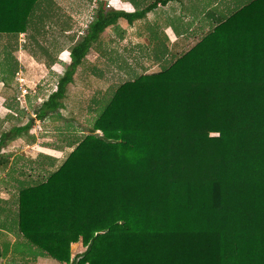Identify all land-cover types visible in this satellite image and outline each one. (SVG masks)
Listing matches in <instances>:
<instances>
[{
    "label": "trees",
    "instance_id": "trees-1",
    "mask_svg": "<svg viewBox=\"0 0 264 264\" xmlns=\"http://www.w3.org/2000/svg\"><path fill=\"white\" fill-rule=\"evenodd\" d=\"M149 1L132 12L97 9L37 119L64 107L77 68L108 27L120 18L131 25L171 0ZM38 3L0 0V35L26 32ZM213 22L168 63L161 56L168 47L157 48L159 71L118 84L65 159L44 180L22 182L12 221L33 257L264 264V0ZM32 123L0 134V167L8 164L3 145ZM78 241L85 249L71 257Z\"/></svg>",
    "mask_w": 264,
    "mask_h": 264
},
{
    "label": "rangeland",
    "instance_id": "rangeland-1",
    "mask_svg": "<svg viewBox=\"0 0 264 264\" xmlns=\"http://www.w3.org/2000/svg\"><path fill=\"white\" fill-rule=\"evenodd\" d=\"M147 1L149 0H145V3ZM248 1L250 0L171 1L169 8L158 7L147 13L146 18L131 25L126 20H121L118 24L123 32L108 27V32L103 37L100 36L101 42L92 47L93 55L88 52L90 55L87 54L77 68L74 82L67 87L63 100L65 106L58 114L49 115L45 117L46 119H37L35 110L38 102L43 99L38 98L37 102L30 104L28 98H34L36 91L47 93L51 88L55 90L57 83L50 77L49 80L45 78L42 71L48 57L55 55L57 58L56 56L60 55L65 62H69L71 45L84 34L97 9L102 5L105 10L115 8L112 7V0H39L26 32L17 36L0 35V69L3 65L4 70L0 73L8 78L7 82H3L0 74V82L4 83L3 88L16 92L13 70L17 65V69L22 67L25 84L28 87L26 101L18 102L16 98L12 101L16 109L22 111L17 115L21 123L33 118L31 129L25 136L20 137L34 136L38 144L46 143L61 149V153H55L57 154L55 158L61 163L76 143L89 132L95 116L118 84L131 80L143 72L159 71L166 59V63L170 61V54L180 55L209 31L214 25L215 16L224 17ZM129 8L128 10H131V7ZM102 40L110 43V49L106 50L107 59L101 54L104 52ZM163 45L168 49L165 50ZM6 47L9 52L8 56L4 57ZM157 48L165 50L161 54L165 60L154 62L153 55L159 54ZM65 67L64 65L61 70L64 71ZM0 123V133L8 131L12 125L6 121ZM14 147L18 149L20 145ZM49 171L45 169L44 174L38 176L34 174L28 178L38 182L44 180ZM70 247L73 254L81 253L85 249L81 243H74ZM11 254L18 260L17 264H25V259L34 258L35 262H39L37 264H45L46 260L33 257V246L19 235L17 241L12 244Z\"/></svg>",
    "mask_w": 264,
    "mask_h": 264
},
{
    "label": "crops",
    "instance_id": "crops-1",
    "mask_svg": "<svg viewBox=\"0 0 264 264\" xmlns=\"http://www.w3.org/2000/svg\"><path fill=\"white\" fill-rule=\"evenodd\" d=\"M134 1L137 3V6L133 3L132 0H112V5H113L112 7L115 8L110 10H123L126 12H132L134 11L135 7L140 8L141 6H143V4H146L145 0H142L141 3L140 0H134ZM171 1H180V0H171ZM171 1H169L166 5L163 6L159 5L158 6L160 7L159 9L169 8L170 6L169 3ZM129 7H131V10H128L130 9ZM121 20L124 19L120 18L117 21L115 27L113 26L111 27L115 30L117 29L120 32H123L122 30L119 29V24H118L120 23ZM107 32H108V28L101 34L102 35L101 37H103V35L106 34ZM100 42H101V38L100 40L97 41L96 44H93L92 47H94V45L95 46L98 45ZM102 43H104L103 44L104 52L101 54H103L107 59L108 53L106 50L110 49L109 47L110 43L107 40L106 41L102 40ZM92 47L89 50L90 54H92ZM56 57L57 58H55V55L53 56L50 55L47 59V63L43 65L44 69H42L45 78L49 80L50 77L52 78V80H54V82H57L56 79H58L59 76L64 72L61 70L63 69V66L64 65L66 66L69 63V62H65L62 56L60 55H57ZM52 67H54L53 70ZM21 68L22 67L20 66L18 69ZM3 86L4 83L0 82V122L6 121L12 124L8 128L9 130L17 126L24 125L25 123H21L20 118H17V115L21 114L22 111H19L18 108L16 109L15 103L12 102L14 101L15 98L14 96L17 95V90L15 89L16 92H13L11 91L12 89L6 87L3 88ZM7 90L10 91L7 92ZM38 91H40V89H38ZM53 91H54L53 88H51L50 91H48L47 93H45L44 91H43L44 93L43 92L39 93L36 91L34 98H30V99L28 98V103L31 104L32 102H37L36 99L38 98L45 100ZM42 102L43 101L38 102L37 108L42 104ZM23 135L25 136V133H23ZM17 144L20 145V148L18 149L14 147ZM33 146L34 149H32ZM1 152L8 158V164L5 167H0V250L1 252H5V255L0 258V264H17L18 260H16V258L11 254L12 244H14L17 241V237H18V234L15 233V227L12 221L13 219L12 216L13 214H15V210H16V204H15L16 197L14 195H17V192L22 187V182H24L26 178L28 177L30 178L34 174H36L37 176L44 174L45 169L46 170L49 169L50 171L54 170L57 167V165L60 164V161L55 158L57 155L55 153L56 152L61 153V149L50 146L49 144L46 143L44 145L38 144L34 136L31 137L19 136L15 139H10L6 141V144L3 145ZM32 172L33 174L31 175ZM75 243L82 244L81 241ZM6 244H8L7 245L8 248L5 251L3 248H5ZM73 253L71 252V257H74L76 255ZM79 253L80 252H78L77 254ZM3 257L9 258L11 260L9 261ZM37 257L46 259L47 261L45 260L44 262L45 264H68V263H60L48 257H43V256H37ZM29 260L31 264L39 263V262H35L32 259Z\"/></svg>",
    "mask_w": 264,
    "mask_h": 264
},
{
    "label": "built area",
    "instance_id": "built-area-1",
    "mask_svg": "<svg viewBox=\"0 0 264 264\" xmlns=\"http://www.w3.org/2000/svg\"><path fill=\"white\" fill-rule=\"evenodd\" d=\"M14 81H15V85H16V89H17V95H16V100L18 102L26 101L25 96L28 93V87L25 84V79H24V75H23V71L21 69H18L15 73H14Z\"/></svg>",
    "mask_w": 264,
    "mask_h": 264
}]
</instances>
